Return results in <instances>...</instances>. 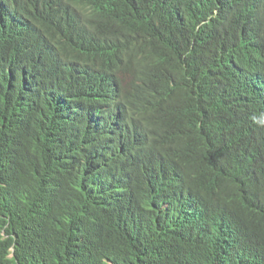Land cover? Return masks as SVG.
Here are the masks:
<instances>
[{
    "label": "trees",
    "instance_id": "trees-1",
    "mask_svg": "<svg viewBox=\"0 0 264 264\" xmlns=\"http://www.w3.org/2000/svg\"><path fill=\"white\" fill-rule=\"evenodd\" d=\"M0 264H264V0H0Z\"/></svg>",
    "mask_w": 264,
    "mask_h": 264
}]
</instances>
